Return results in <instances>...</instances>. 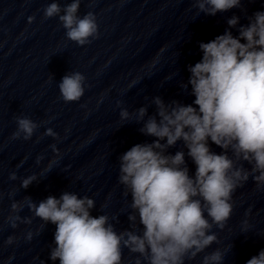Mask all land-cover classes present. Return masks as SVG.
<instances>
[{"label":"clouds","instance_id":"9594fccd","mask_svg":"<svg viewBox=\"0 0 264 264\" xmlns=\"http://www.w3.org/2000/svg\"><path fill=\"white\" fill-rule=\"evenodd\" d=\"M80 5L81 0H72L62 9L53 0L43 15L58 17L66 38L84 46L98 36V24L91 11L78 15ZM194 6L199 13L215 16L241 7V0H194ZM33 19L29 17V22ZM247 21L240 24V17L233 15L223 34L199 43L201 59L187 66V81L180 83L181 90L194 97L192 103L166 102L156 96L153 114L144 106L135 112V122L142 124L139 131L153 139L133 145L118 158V182L131 198L128 229L116 230L112 221L117 217L93 216L96 202L87 195L65 191L39 204L25 197L42 227L56 226L52 261L122 264L123 249H128L138 254L135 264H186L219 243L212 229H224L238 188L251 178L256 189L264 191V11L253 13ZM84 82L78 71L66 74L58 84L64 102L79 101ZM132 117L127 109L120 111L121 121ZM16 125L12 139L29 140L39 127L26 116L17 117ZM45 135L58 138L51 128ZM213 144L221 149L219 153L212 150ZM52 148L55 152V145ZM188 160L195 165L193 174ZM10 179H17L15 173ZM37 179L27 176L21 187L27 189ZM22 208L19 202L11 204L13 213ZM8 221L12 228L18 221L32 223L20 215H10ZM244 225L242 232H247V221ZM32 238L28 232L27 239ZM14 240L9 236L6 243ZM224 256L216 248L202 256L201 264H222ZM246 264H264V250Z\"/></svg>","mask_w":264,"mask_h":264}]
</instances>
